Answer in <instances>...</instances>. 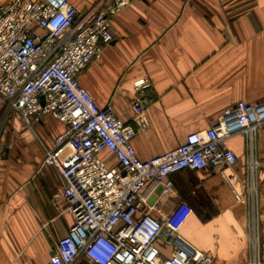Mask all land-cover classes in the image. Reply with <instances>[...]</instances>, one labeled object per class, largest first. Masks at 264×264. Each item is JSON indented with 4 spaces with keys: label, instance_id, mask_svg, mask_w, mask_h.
I'll use <instances>...</instances> for the list:
<instances>
[{
    "label": "crops",
    "instance_id": "1",
    "mask_svg": "<svg viewBox=\"0 0 264 264\" xmlns=\"http://www.w3.org/2000/svg\"><path fill=\"white\" fill-rule=\"evenodd\" d=\"M11 0H0V4ZM87 10L98 0H68ZM104 7V6H103ZM113 40L101 58L78 75L79 84L99 106L113 104L131 118L133 83L148 76L155 100L147 107L148 128L132 138L136 155L149 160L214 125L222 111L239 101L264 102V0H140L111 21ZM0 264H44L55 240L72 223L60 198L64 181L42 164L61 122L44 117L35 131L20 128L13 114H0ZM225 144L238 158L234 168L241 190L245 151L242 134ZM68 147L60 152L65 157ZM264 161V124L258 136ZM101 157L115 160L107 152ZM173 192L148 184L143 194L160 218L185 201L192 208L179 235L209 255L212 264H243L247 257V205L237 201L211 168L171 175ZM59 197H55V195ZM260 246L264 261V168L259 172ZM167 255V253H166ZM77 264H86L82 257Z\"/></svg>",
    "mask_w": 264,
    "mask_h": 264
},
{
    "label": "built area",
    "instance_id": "2",
    "mask_svg": "<svg viewBox=\"0 0 264 264\" xmlns=\"http://www.w3.org/2000/svg\"><path fill=\"white\" fill-rule=\"evenodd\" d=\"M140 0H98L87 10L68 0H11L0 4V114H13L20 128L35 131L44 117L64 125L44 147L43 165L64 181L60 198L72 223L58 237L44 264H212L188 244L179 229L192 208L180 201L160 218L143 194L148 184L173 192L171 175L183 169L215 170L237 201L247 205V257L264 264L260 246L258 136L264 102L239 101L225 108L211 127L191 133L175 148L149 160L135 153L132 138L149 126L155 100L148 76L133 83L131 118H120L111 102L99 106L78 75L113 40L112 18ZM104 6V7H103ZM244 138V181L238 188L227 170L238 163L225 141ZM68 147L70 152L60 156ZM107 152L114 160L101 157ZM55 197H59L57 194ZM167 253V255H166Z\"/></svg>",
    "mask_w": 264,
    "mask_h": 264
},
{
    "label": "water",
    "instance_id": "3",
    "mask_svg": "<svg viewBox=\"0 0 264 264\" xmlns=\"http://www.w3.org/2000/svg\"><path fill=\"white\" fill-rule=\"evenodd\" d=\"M161 189H162V188H161V187H159V188H158V190H157V192H159Z\"/></svg>",
    "mask_w": 264,
    "mask_h": 264
},
{
    "label": "rangeland",
    "instance_id": "4",
    "mask_svg": "<svg viewBox=\"0 0 264 264\" xmlns=\"http://www.w3.org/2000/svg\"><path fill=\"white\" fill-rule=\"evenodd\" d=\"M1 129H2V128L0 127V131H2Z\"/></svg>",
    "mask_w": 264,
    "mask_h": 264
}]
</instances>
